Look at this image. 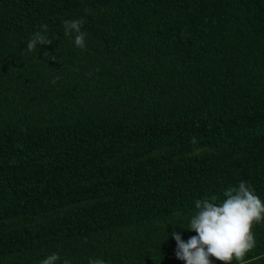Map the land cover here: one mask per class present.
I'll use <instances>...</instances> for the list:
<instances>
[{
	"label": "trees",
	"instance_id": "trees-1",
	"mask_svg": "<svg viewBox=\"0 0 264 264\" xmlns=\"http://www.w3.org/2000/svg\"><path fill=\"white\" fill-rule=\"evenodd\" d=\"M241 181L264 201L263 0H0V264H185L179 220Z\"/></svg>",
	"mask_w": 264,
	"mask_h": 264
},
{
	"label": "clouds",
	"instance_id": "clouds-1",
	"mask_svg": "<svg viewBox=\"0 0 264 264\" xmlns=\"http://www.w3.org/2000/svg\"><path fill=\"white\" fill-rule=\"evenodd\" d=\"M62 23L64 35L72 36L74 33L75 46L85 48L86 33L81 31L84 20H64ZM40 29L32 33L27 41L26 52H34L38 45L53 42L46 35L48 26L42 24ZM194 203L195 213L187 220L179 221L185 222L182 223L183 227L194 231L196 235L185 242L179 233H171L176 242V258L185 264H212L211 258L221 264H232L233 260L246 264L247 253L256 245L253 227L264 222V201L255 194L251 185L241 181L238 186L224 191L222 198L212 195L197 199ZM58 260L59 255L53 253L40 264H56ZM62 264H70V261L64 259ZM88 264H105V261L101 258H90Z\"/></svg>",
	"mask_w": 264,
	"mask_h": 264
},
{
	"label": "water",
	"instance_id": "water-1",
	"mask_svg": "<svg viewBox=\"0 0 264 264\" xmlns=\"http://www.w3.org/2000/svg\"><path fill=\"white\" fill-rule=\"evenodd\" d=\"M263 5H264V0H263Z\"/></svg>",
	"mask_w": 264,
	"mask_h": 264
}]
</instances>
